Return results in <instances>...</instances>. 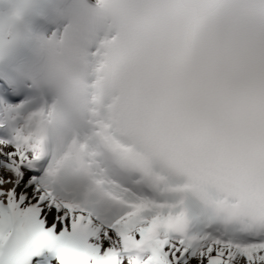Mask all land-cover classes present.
Masks as SVG:
<instances>
[{"label":"clouds","instance_id":"obj_1","mask_svg":"<svg viewBox=\"0 0 264 264\" xmlns=\"http://www.w3.org/2000/svg\"><path fill=\"white\" fill-rule=\"evenodd\" d=\"M0 80L42 101L52 179L86 204L118 183L264 218V0H0Z\"/></svg>","mask_w":264,"mask_h":264},{"label":"snow or ice","instance_id":"obj_2","mask_svg":"<svg viewBox=\"0 0 264 264\" xmlns=\"http://www.w3.org/2000/svg\"><path fill=\"white\" fill-rule=\"evenodd\" d=\"M56 163L40 124L0 135V225L16 227L0 264H34L44 251L55 264H264V218L221 228L184 201L118 183L113 204L88 205L52 179Z\"/></svg>","mask_w":264,"mask_h":264},{"label":"bare ground","instance_id":"obj_3","mask_svg":"<svg viewBox=\"0 0 264 264\" xmlns=\"http://www.w3.org/2000/svg\"><path fill=\"white\" fill-rule=\"evenodd\" d=\"M15 109V108H13ZM8 108L7 111V115L9 117V126L11 127V132H8V126L6 127L4 125V120H3V116L1 114L0 111V135H7L9 133L12 132H16V131H20V130H27L33 127H36L37 125L40 124L43 114H44V109L41 106H38L37 108V113L36 114H32L30 116V118L23 119L22 122H24L25 120V124H22V126L24 125L23 128H21V126L19 124H15L14 119L16 117H19V113H17L15 110ZM20 126V127H19ZM13 127V128H12ZM34 264H36V262L38 261V264H55V260L54 257H50L48 255L46 256H39V257H34L33 258Z\"/></svg>","mask_w":264,"mask_h":264}]
</instances>
